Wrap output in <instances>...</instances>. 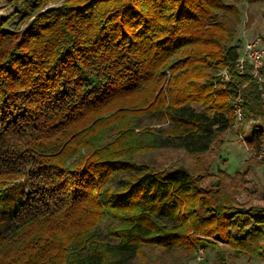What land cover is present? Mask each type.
<instances>
[{
    "label": "trees",
    "instance_id": "16d2710c",
    "mask_svg": "<svg viewBox=\"0 0 264 264\" xmlns=\"http://www.w3.org/2000/svg\"><path fill=\"white\" fill-rule=\"evenodd\" d=\"M56 4L50 6L49 4ZM18 32L0 21V190L28 189L0 231V264H134L145 249L227 244L264 259V206L239 203L224 173L136 157L208 152L264 116L223 0H33ZM230 68L222 83L216 70ZM217 84V85H216ZM259 153L264 129L247 139Z\"/></svg>",
    "mask_w": 264,
    "mask_h": 264
},
{
    "label": "rangeland",
    "instance_id": "374dc122",
    "mask_svg": "<svg viewBox=\"0 0 264 264\" xmlns=\"http://www.w3.org/2000/svg\"><path fill=\"white\" fill-rule=\"evenodd\" d=\"M223 1L239 10V17L232 19L241 50L247 41L257 35L264 49V0ZM32 2L0 0V21L5 20L6 28L12 32L23 30L31 16ZM219 71L214 72L215 77ZM255 126L264 129V118H245L241 123L235 121L221 142L215 143L208 152L199 156H192L183 150H158L137 156L136 162L154 170L184 166L195 173H203L205 178L202 186L206 188L216 185L220 173H224L239 180L232 181L229 188L239 203L264 206V163L260 159V152H254L247 140ZM27 191L22 180L0 190V231L9 227L15 208ZM199 249L189 252L185 249L163 251L147 248L145 256L138 258L134 264H264V259H251L247 254L236 256L227 244H220L221 254L211 247L203 248L201 260L198 259Z\"/></svg>",
    "mask_w": 264,
    "mask_h": 264
},
{
    "label": "built area",
    "instance_id": "2783aa9c",
    "mask_svg": "<svg viewBox=\"0 0 264 264\" xmlns=\"http://www.w3.org/2000/svg\"><path fill=\"white\" fill-rule=\"evenodd\" d=\"M232 66H234L237 72L241 75L249 74L256 81L259 89L264 95V49L261 47L260 36L257 35L254 39L249 40L244 44L239 58L234 64H232ZM216 77L219 78L222 83L230 81V68L226 67L221 69ZM231 108L235 121L239 123L243 122L245 119V112L243 107V97L241 94L235 97ZM262 118H264V116ZM260 159L264 163V148L260 151ZM198 252L200 254L198 259L201 260L203 248H200Z\"/></svg>",
    "mask_w": 264,
    "mask_h": 264
},
{
    "label": "crops",
    "instance_id": "0c3cea01",
    "mask_svg": "<svg viewBox=\"0 0 264 264\" xmlns=\"http://www.w3.org/2000/svg\"><path fill=\"white\" fill-rule=\"evenodd\" d=\"M261 118V117H260ZM260 118H258V119H260Z\"/></svg>",
    "mask_w": 264,
    "mask_h": 264
}]
</instances>
